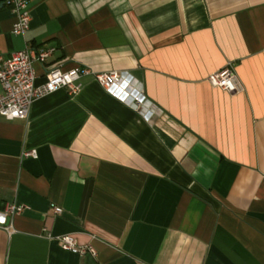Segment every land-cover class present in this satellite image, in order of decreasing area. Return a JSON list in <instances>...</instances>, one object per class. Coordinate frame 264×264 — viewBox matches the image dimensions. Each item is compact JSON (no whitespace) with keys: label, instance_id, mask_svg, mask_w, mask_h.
Wrapping results in <instances>:
<instances>
[{"label":"crops","instance_id":"0c3cea01","mask_svg":"<svg viewBox=\"0 0 264 264\" xmlns=\"http://www.w3.org/2000/svg\"><path fill=\"white\" fill-rule=\"evenodd\" d=\"M29 28L0 0V53L124 72L140 111L92 74L75 95L0 117V264H264V0H28ZM231 63L243 90L206 77ZM35 150L36 157L24 156ZM54 206L61 208L55 213ZM72 235L96 255L60 248Z\"/></svg>","mask_w":264,"mask_h":264},{"label":"built area","instance_id":"2783aa9c","mask_svg":"<svg viewBox=\"0 0 264 264\" xmlns=\"http://www.w3.org/2000/svg\"><path fill=\"white\" fill-rule=\"evenodd\" d=\"M14 14L15 21L11 32L23 35L29 28L30 11L28 0H1ZM54 47L26 46L23 49L4 55L0 53V117L6 120L26 119L31 104L38 98L48 95L60 88H64L70 95L80 91V78L92 74L96 82L111 96L131 108L140 111L146 101L144 95L130 85V79L124 72L108 71L93 72L87 67L74 66L67 70L57 65L44 67L45 81L35 84L37 73L35 63L45 64L52 56ZM207 82L228 93H238L243 86L238 79L231 63L210 73ZM24 156L36 157L35 150L24 151ZM24 206L15 202L6 203L0 210V227L11 233L14 231L9 223V217L22 212ZM55 213L61 208L54 206ZM61 249L74 254L90 253L96 255L95 249L88 244H79L69 234L55 237Z\"/></svg>","mask_w":264,"mask_h":264}]
</instances>
